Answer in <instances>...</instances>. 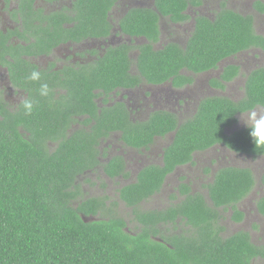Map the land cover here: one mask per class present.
Returning a JSON list of instances; mask_svg holds the SVG:
<instances>
[{"label":"trees","instance_id":"16d2710c","mask_svg":"<svg viewBox=\"0 0 264 264\" xmlns=\"http://www.w3.org/2000/svg\"><path fill=\"white\" fill-rule=\"evenodd\" d=\"M107 1L91 0L88 8L92 16L80 17L72 29L63 27L65 19L60 18L52 25L35 24L34 31L27 29L36 39L29 48L41 52L68 37L78 40L86 35H106L110 26L106 9L113 3ZM187 3L156 0L159 11L135 8L120 27L126 33L156 41L160 12L175 22L182 21ZM8 43L0 39V63L9 67L14 87L27 88L26 98L36 101V107L31 115H25L20 105L14 109L0 96V264H253V257L264 259V244H255L245 230L222 234L221 221L230 207L233 219L243 217L237 203L253 190L257 180L249 167L220 168L209 185V198L192 193L184 184V198L172 201L165 209H145L141 204L161 189L166 175L177 165L191 161L194 151L223 143L247 155L264 154V148H256L248 127L231 133L227 130L241 112L264 106V67L248 76L245 96L239 101L209 96L181 123L169 112H156L146 122L133 123L123 106L104 107L99 113L94 99L95 89L104 93L133 84L131 79L136 75L129 72L133 61L127 45L110 48L97 66L79 71L70 67L63 78L57 74L52 77L55 80L30 82L16 80L23 70V59L16 54L20 55L25 46ZM253 44L264 49V36L256 34L251 18L224 9L214 21L197 19L186 48L169 43L154 50L148 43L136 63L149 82L181 77L174 80L181 85L188 79L179 73L181 69L206 71ZM238 72V67L230 65L222 78L228 81ZM44 82L52 90L50 98L38 95L37 89ZM212 84L222 85L223 80L215 79ZM59 86L68 93L58 99L62 105L53 106V88ZM83 112L94 119L92 132L75 130L68 134V122ZM85 123H90L89 117ZM114 128H123L125 139L137 147L153 142L156 135L176 132L163 163L143 169L135 182L120 189V199L131 208L133 217L128 219L116 209L118 202L108 203V196L84 197L80 183V177L98 163V149L90 143ZM103 167L114 176L125 166L121 157H115ZM261 180L264 184V174ZM257 206L264 215V196ZM129 221L135 224L133 229Z\"/></svg>","mask_w":264,"mask_h":264},{"label":"flooded vegetation","instance_id":"af4514ba","mask_svg":"<svg viewBox=\"0 0 264 264\" xmlns=\"http://www.w3.org/2000/svg\"><path fill=\"white\" fill-rule=\"evenodd\" d=\"M112 1L113 3L111 6L106 9L107 20L110 24V26L108 25L106 35H86V37L78 40L68 37L66 40H60L57 45L51 46L50 49L39 52L29 48L31 41H35L36 39L35 37L33 38V35L30 36L27 29L34 31V25L41 23L45 25L51 23L52 25L58 18L63 19V21L65 19L62 25L63 27L72 29L75 25L80 23V17L86 19V14L88 13L90 14L89 17L92 16V9L88 8L91 4V0H0V39L5 38L7 42H9L8 44H12L14 47H18L19 44L25 46L21 47L20 55L16 54L17 57L23 59L22 76L16 78V80H26V76L33 68H38L41 71V79L55 80L52 79V77L57 74L63 78L66 72H68L67 68L71 67L79 71L83 67L97 66L101 63V59L109 52L110 48L127 45L129 48V56L133 61L129 68V72L136 75V77L131 79L133 80L131 86L116 87L104 93H100V89H95L96 97L94 99L97 106L100 108L99 113L102 112L101 110L104 107L123 106L127 111L126 114H128L129 119L133 123L146 122L156 112H169L177 117L178 123H181L197 112L202 99L209 96H218L210 93L208 94L207 92H209L210 89H224L232 81L243 80V94H241V96H243L237 99L231 98L235 101L242 99L245 96L248 76L254 70L264 67V49L262 46L255 44L223 58L218 62L217 67L206 71L193 72L186 68L181 69L179 73L188 78L187 81L181 85H176L174 82V80H181V77H171L161 83L149 82L146 76L142 75L136 63L137 57L143 50L142 47L148 43H151L154 50H161L169 43H176L180 47L186 48L187 42L196 29L197 19L207 17L214 21L224 9L231 10L244 17L249 16L256 34L264 36V0H198L199 3H196L197 0H188L184 10L186 18L182 21L175 22L171 20L169 15L160 12V34L156 41H150L144 35L126 33L122 30V27H120L121 21L135 8L141 10H158L156 7V0ZM88 10L91 11L89 12ZM77 16L78 21L76 20ZM37 17H39L38 20ZM28 20L31 24L27 22ZM103 22L105 21L103 20ZM188 23H191L189 25H192L193 28L190 35L186 36L185 41L179 40V38L175 39V37H172V33H169L170 37L164 39V31L169 30L171 25L177 27ZM54 28L53 26L51 31H53ZM88 32H90V30H88ZM170 32L176 34L175 30ZM7 57L11 61H15L10 55H7ZM230 60H232L233 63H229ZM230 65L238 67L239 72L232 79L226 81V79L222 78V75L224 74L225 68ZM204 74H209L205 79V89L200 88L198 92L192 91L190 87L194 86L198 80L203 79L201 76ZM215 79L223 80V84L213 85L212 81ZM11 80L13 79L11 78L9 67L0 63V96L8 100L9 104H13L14 109H18L20 101L28 97L29 91L27 88L14 87ZM238 82L239 84L241 83L240 81ZM53 89V106H60L64 102L59 103L58 99L61 94L68 93V89L63 88V86ZM14 96H17V98ZM261 108H264V106L258 105L255 107L256 110ZM75 117L77 120L71 119L66 126V132L68 134H72L75 130L92 132L91 126L95 122L90 114L83 112L79 115H75ZM87 117L90 118L89 124L85 123ZM233 126L228 127V129L233 128ZM108 132V135H99L90 143L92 147L98 149V163L94 167L88 169L84 175L80 177V183L83 187L84 197L86 198L91 196H108L109 200L107 201L109 204L118 202L116 205L120 206V203L126 205V203L120 199V189L135 182L138 174L143 169L163 163V158L166 153L165 150L172 144L176 132L170 131L164 135H156L153 142H148L146 146L141 147L131 145L125 139L123 128L109 129ZM50 144L55 145L56 142L50 141ZM207 151H214L218 164L217 169H214L212 160L210 161V166L206 163L203 156ZM230 154L250 156L258 160L264 157V154L258 156L247 155L223 143H216L206 149L194 151L191 161L177 165L172 172L166 175L163 185L168 183L167 179L172 173L177 174V184L173 187V193L169 198L170 204L165 208L169 207L172 201H181V199L184 198V195L181 193V188L184 184L189 185L192 193H202L209 198V185L214 181L216 172L223 167L237 166L236 164L230 165L231 161H227L224 163L225 165L219 166L222 164L221 162L223 159L225 160L228 155L231 156ZM115 157H121L125 167L122 173L111 176L104 170L103 164L110 163ZM231 160L233 161L232 158ZM263 174L264 168L261 170L259 182L256 180L253 190L237 203V207L243 215H246L245 213H249L250 211V214H262L258 209L257 203L264 195L259 194L252 207L251 204L245 205V209L240 206H242V201L248 198L252 193H259L258 189H256L257 183L261 184L259 188H264V184L261 180ZM95 176L103 177L108 189L117 191V193L113 192V195L117 197L116 199L110 198L112 193L110 195H108V193L95 194V192H102L105 186H100L101 181L97 180ZM256 179H258V177ZM114 183H118L120 186L113 185ZM84 184H94L97 188L91 190V187H85ZM174 196H177V199H173ZM145 200L146 199L143 201ZM229 211H231V213L227 221L226 213L221 221L224 225V229L222 230L224 236H230L241 230H245L250 234L255 244H264V241H255L251 232H248L246 229H239L233 232L229 231V224H241L243 221V217L239 220L233 219L234 212L232 207H230ZM252 263L264 264V259L261 257H253Z\"/></svg>","mask_w":264,"mask_h":264},{"label":"rangeland","instance_id":"374dc122","mask_svg":"<svg viewBox=\"0 0 264 264\" xmlns=\"http://www.w3.org/2000/svg\"><path fill=\"white\" fill-rule=\"evenodd\" d=\"M189 24L191 23H188L186 25L177 26V27L175 25H171L169 30L164 31V39H167L168 37H170L169 33H172V37H175V39L179 38V40L185 41L186 36L190 35L192 28H193V26ZM173 30L176 31V34L173 32H170ZM229 63H233L232 60H230ZM208 76L209 74L202 75L201 77L203 79L198 80V82L194 86L190 87L192 88V91L198 92L200 88L205 89V79ZM238 81H240L241 83L239 84ZM242 81L243 80L232 81L224 89L222 88L210 89L209 92L207 93L218 95V96H225V97H229L232 99L241 98L243 96V95L241 96V94H243ZM238 84H239V87H238ZM14 97L17 98V96H14ZM260 110H264V108L258 109V111ZM240 117H241V114L239 115L238 121L234 124L233 128L228 129V132H232L237 129L246 127L244 123L241 121ZM230 155L231 156L228 155L225 160L223 159L221 162L222 164H220L219 166L225 165L224 163L227 161H231L230 165L236 164L239 167H249L254 171L256 178L258 177L257 181L259 182L260 172L264 168V157L258 160L250 156H242V155H235V154H230ZM203 157L209 166L211 165L210 161L212 160L214 169L218 168L217 159H216L214 151H207ZM231 158L233 159V161L231 160ZM95 177L97 178V180L101 181L100 186L105 185L104 190L102 192H95V194L108 193V195H110L112 193L110 198L116 199L117 197L113 195V192L117 193V191L109 190L106 185V181L105 179H103V177H99V176L98 177L95 176ZM94 182H95V179H94ZM167 182H168L167 184L165 183L166 185H162L161 189L158 192L154 193L152 196H150L149 198H147L145 201L141 203L143 208L162 209L170 204L169 198L173 193V187L177 184V174L172 173L167 179ZM113 185H116L118 187L120 186V184L118 183H114ZM84 186L91 187V190H93L94 188H97L96 185L94 184H84ZM260 186L261 184L257 183L256 189H258L259 193H252L250 196H248V198L244 199L241 203L242 205L240 206L241 208L245 209V205H248V204H251V207H252L255 204V201L257 197L259 196V194L264 195V188H259ZM82 191H83V187H82ZM82 195H84V191ZM120 204H121L120 206L117 205L116 209H118L122 214H124L127 217V219L132 218L133 216L130 213L131 208L126 206L124 203H120ZM250 212L249 213L247 212L245 213L246 215H243V221L241 224H235V225L229 224L228 229L231 232L237 231L239 229H246L248 232H251L255 241H264V216L262 214H250ZM230 213L231 211L226 212V216H227L226 221ZM129 227L133 229L135 227V224L133 222H130Z\"/></svg>","mask_w":264,"mask_h":264},{"label":"clouds","instance_id":"9594fccd","mask_svg":"<svg viewBox=\"0 0 264 264\" xmlns=\"http://www.w3.org/2000/svg\"><path fill=\"white\" fill-rule=\"evenodd\" d=\"M42 73L38 68H33L31 72L26 76V80L30 82L41 81ZM38 95L44 98H50L52 90L48 83H40L37 89ZM25 115H31L36 107V101L31 98H24L20 101ZM241 121L246 127L250 129V136L256 148H264V110H256L255 108H249L247 111L241 112Z\"/></svg>","mask_w":264,"mask_h":264}]
</instances>
